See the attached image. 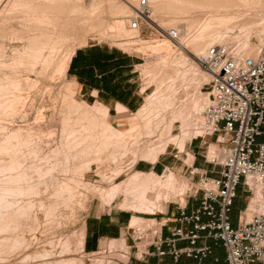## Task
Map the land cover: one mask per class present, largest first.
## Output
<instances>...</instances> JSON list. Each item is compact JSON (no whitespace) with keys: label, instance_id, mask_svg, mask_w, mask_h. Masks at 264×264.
<instances>
[{"label":"rangeland","instance_id":"obj_1","mask_svg":"<svg viewBox=\"0 0 264 264\" xmlns=\"http://www.w3.org/2000/svg\"><path fill=\"white\" fill-rule=\"evenodd\" d=\"M168 1L171 2V0ZM193 1L206 5L205 10H203V8H200V10L202 9L203 11L202 10L201 11L192 10V12L188 11L186 12V15H185V11H183L184 12L183 13L182 11L177 10L178 12L182 13L180 15L178 14L177 11H174L176 12L174 13L173 9H171L172 12H169L170 10H168L165 7L166 6L165 0L164 1L162 0L161 2L163 3L162 5L163 7H160L159 10L157 9L156 10L160 13H164L166 11L164 13V16H166L165 14L167 12L173 15L176 14L175 16L178 19L181 18V20L180 19L177 20L178 22L176 23H171L168 21L163 23H158L160 26L157 25L156 22L154 23L149 19L147 21H143L142 28L140 30L141 38H143V40L136 42L134 44L121 43L119 45L117 43H120L122 41L115 42L113 40L114 38L112 37L114 34L113 31H115L113 29L115 26L117 28L118 25L117 23H119L117 19V15H115L116 14L115 12H117L115 11L117 5L115 4L116 6L115 5L113 6L114 3L112 4V2H110L109 5L108 3L106 4L100 3V5L98 4L99 5L98 10H96L94 6H92V3H95L92 0H79L76 3L74 1H72V3L71 1H65L64 4L67 5H65V7H62V9L65 8L64 10H61V8L57 10L54 7L55 10H51V12L50 10L49 11L47 10V13L43 12L44 14L40 12L42 16L44 15V17L39 15V12L35 10H34L35 13L32 12V14L34 13V15L35 14L37 15L35 16L32 15L31 12H29V9L28 11L26 10V7L24 8V10L22 9L23 7L21 8L22 10L19 8H18L19 10L11 9V8L4 10L3 7L0 6V14H2L0 15V61H2L0 62L1 64L0 79H2L0 80V86H4L3 88H9V91H3V93L2 92L0 93V114H1L0 125H2L4 129L5 127L6 129L7 127L10 129L11 127L17 128L16 126H22L20 128H22L23 132L22 130L20 132L24 134V131H26L24 134L25 136L23 135V137L29 135L32 137L33 134L32 131L35 134V135L33 134L34 137L32 140H30L31 139L30 136L29 138H26L28 139V141L30 140V144L34 143L35 141V143L32 146L30 144H29L30 147H28V144L27 146L25 145L23 146L21 143L23 149L22 147H20L19 144L16 145V147L19 146L18 149L14 147V153H15V149L18 150L17 155L18 154L19 155L17 156V158L20 157L19 159L21 160L22 158L23 159L26 158L24 162L23 161L20 162L19 160L20 163H23L20 165L25 166L24 167L25 169L23 168V166H21V168L24 169L27 175L30 173V175L27 176V180L24 186L26 188L32 184V186L34 187L32 190L33 193L31 192L33 195L31 193L30 194L28 193L24 196H16L18 201H20L23 204L22 206L26 207V205L27 206L31 205L30 207L31 209L29 208L30 210L29 209L27 210V214L21 216V218L19 217L18 223L20 225L18 226V229L15 231H8V232L6 231V233L0 230L1 239L3 235L5 236L7 234V236L11 237V243L13 241L12 240L13 238L14 239L19 238L21 240L19 244H15V247H12L10 242H7L9 246L7 245V243L6 244L4 243V245L3 243H0V264H38V262L42 263V261L54 262L55 260L73 258V257H76L78 259L81 258L83 261L92 264H127V262L130 260L129 258H131V256L134 254L135 250H138L139 244L142 246L144 250L143 251L144 255H146V252L149 249L148 244L152 242L154 235L157 233L156 228H160L161 226L160 218L156 219V217H159L162 214L161 212L155 215H150L143 213H135L133 211L127 210L132 215L144 217L146 221V223H144V225L141 226L140 229L127 228L128 233L125 236L127 238V243L129 245V249H130L129 251H127V249H121L119 246H117L119 242H117V240L115 239L114 240L111 239L103 242L102 246L96 251H85V250L83 251L84 249L83 239H84L86 220L92 216L102 215L108 212H117L121 210H126L121 205L124 197V195L121 194L122 192L117 197L111 198L108 194L109 191L112 190L113 187L117 186L118 183L127 179L134 171L140 170L144 166V164L149 165L150 163L144 161L142 158L136 159L131 152H125V151L119 152L118 155L121 157L119 156H117L116 158L111 157V155H114L113 153L117 151L116 149L117 146H115L114 144H111L107 149L103 151H99L97 148L100 147V144L102 142L101 128H100L101 131L98 130L92 133L94 134L93 137H96L95 139L88 138L89 137L88 134L85 135L82 132L84 145L85 144L90 145L93 142L92 139L95 140V142H93V144L95 143L94 144L95 146L91 150L92 153L83 151L82 149H84L85 147H82L77 150L75 148L76 145L73 144L72 141L68 143L69 141L67 140L68 135L66 132L65 133L63 132V128H62L63 127L62 118H64L63 116H65L66 114L67 116L69 114L74 115V113L78 112L77 108H75L76 110L75 112H73L74 109H72V107L75 104L77 105L81 103L82 106L81 110L84 111L81 112H83L84 114L90 113L91 116H93L92 114H94V116L98 119L100 123L106 126L108 123H112L114 127L123 130L124 132H126L127 129H129V118L132 115L131 112H134L136 110H127L125 113H123L124 116L120 118L118 117L119 115L117 114V109H112L109 116L106 119H104V117H101L102 115L99 112H95L96 111L94 108L95 105H90L93 103L88 102L90 103L88 104L87 102H85L84 98L81 95H79V93L77 92L74 83L67 78L65 63H66L67 55H69V53L73 49H77L78 47L85 46L91 43H98V42L102 44L103 43L109 44L114 48H119L127 53L132 54L133 56H136L139 62L141 63L138 66V70H139L137 72L138 81L141 83L142 88H144V86H147V84H149L148 89L142 95L144 97L142 106L146 103L145 100L147 95H152L154 99L156 100L158 99V102L160 103L162 102L161 105L165 104L166 106L168 102L171 104L169 105L170 109H166L167 112H165V109L162 108L163 106L160 105V107L162 108L161 110L164 109L163 112H165L169 117L174 109H176L174 110L176 112L180 111L181 109V111L190 113L193 109L195 102L197 103L198 100L202 101L205 98L204 96H208L207 82L204 83L202 82L199 84L198 80H195L188 76H186L188 77L186 78L182 70L177 72V74H175V71L173 73L172 69L174 70L176 68H180L178 64H173V57H171L170 55H168L167 57H163L165 54L164 52L161 53L160 52L158 53V51L154 52L153 50L151 51L150 49H147L145 47L149 46L152 43L163 41L166 38L170 39L171 37L168 35V30L170 28H178L176 25L179 23L185 25L187 19L189 20L190 17H195V15H200V14H202V17L200 15L202 19L206 17L205 15L217 17V16H223V14L224 15L233 14V16L235 15L237 16V18L232 19L231 23L233 24L231 23H229V25L215 24L213 28H210V30L212 29V31L210 30L207 31L208 35L201 34V38H205L206 36H213L214 38H216L215 43L227 41V43H230L232 47H234L233 44H235V47L241 46L242 44H245L244 39H246V37L243 34H246L248 39L251 41L252 45L256 46L258 49L259 39L262 36L261 33V36L259 37L258 32L260 30L261 31L263 30L264 33V24H263L264 0H178L177 2L180 3L182 6H187L190 2ZM210 3H212V5ZM208 5H210L211 7ZM66 7H68V9ZM91 9L94 12L93 11L91 12L90 11ZM224 10L225 12H223ZM218 13H220V15ZM7 14L9 15L7 16ZM30 14L32 16H28ZM38 15L39 17H36ZM32 17L33 18L36 17L34 19L35 20L37 19V21L42 19L43 22L41 23L43 25L40 26L41 24L40 23L39 26L38 24L37 25L35 24V26H33L35 21ZM114 21H116L117 23H115ZM243 21L246 23H244ZM251 21L253 22L256 21V23H253ZM241 23L248 25L250 23L251 24L253 23L252 25L255 27H253L249 31V33H244L240 31L241 29H239L241 28L239 25H243ZM198 24L195 23L189 26L190 28L189 32L188 30L186 31L187 37L190 36V34L192 35L193 33H195V31H197V29L200 28L198 27L199 26ZM251 24L249 26H252ZM162 27H164L166 31L162 30ZM180 29L185 31L182 28ZM43 32H48V34L51 33L55 34V35L51 34L52 36H54L55 40L58 38L56 40L57 41L56 48L54 49L50 58L51 61L49 60L50 64L46 63L45 59L49 56V54H51V49L49 46L40 43L41 40H43L42 38ZM27 35H30L32 36V38H34L33 45H43L42 54L44 56L43 57L44 59L42 58L41 60L35 61L33 64L30 63L32 61V58L29 55H27V57L29 56L28 59L26 55H22L25 56L23 58L21 57V59L24 62L20 63V65L17 66L12 63L13 61L12 58L18 55L16 52L18 50L23 49L28 43ZM58 35L60 36L62 35L63 38L59 37ZM187 42L188 41H185L184 44L186 45ZM171 47L179 51V46L177 43L173 42V45ZM250 48L251 51L254 50V47L249 46L246 47L244 51L250 52ZM14 49L16 50V52H14L15 51ZM187 53L189 57L192 56L199 63L198 58H196L194 54L188 51ZM160 57L162 59V63L158 62L160 61ZM157 66H159V68L154 69L151 75H149V72L147 73L148 68H150L149 70H151V68ZM144 68L145 69L147 68L146 71H144ZM170 72L172 73V75L170 74ZM174 76L178 77V79ZM174 78L176 80L175 82H174ZM159 82H161L160 83L161 90L159 93L155 94L154 91L156 90ZM10 88H12L11 89L12 91L10 90ZM64 95L67 96V98L65 97V99H63ZM160 98L161 100H159ZM7 99H9V101ZM70 105L72 106L71 110L68 109ZM84 109L85 110L90 109L91 111L89 110L85 112ZM70 111H72L73 113H70ZM76 114L75 117H78L80 119L79 114L78 113ZM84 114H83L84 117L81 116L82 121L86 117V115ZM67 116H65V118ZM75 117L74 120L76 119ZM193 117L194 114L192 118ZM175 121L172 125V128L169 131H166L164 135L159 134L161 131L160 129L164 128L163 125L156 132L155 135L150 137L146 136L147 139L145 138V136L141 138V140L146 139L153 141L154 143L153 146L158 145L159 144L158 142L159 141L161 142V139H162V143L160 144H163V142L164 144L167 143V140L169 141V139L164 138L167 137V134L168 137L170 138L172 135L178 136L179 137L178 143H180L182 139L185 141L183 151L182 149H180V146L178 144H174L171 142L168 144L167 148H168V152L172 153V155L169 154L171 156L172 162L174 163L173 166L171 167L175 169L176 173L181 179H184L188 182V186L185 192L182 195H178L177 197L173 192H169L167 200L164 199L161 201V205L165 207L168 205L176 206V202H184V199L187 198L190 194H193L199 187L198 178L192 179L190 175L186 173V170L185 169L183 170L182 168V163L184 161L186 164L190 165L192 164L191 162L192 159H194V156L190 154L191 158L189 161L188 155H186V153L188 152L187 144L191 140V139H186L187 138L186 135H188L190 132H196L199 129L195 128V126L194 128H192L193 125L192 127H190L191 124L183 128L181 127L182 125L180 120L179 121L175 120ZM72 122L73 121H71V123ZM139 122H141V126L139 129L142 132L146 131L144 130L146 126L142 123V121H140V119ZM169 122L170 119H166V124ZM78 124L79 123L73 122L72 124H70V127L72 126L71 128L77 129ZM79 125H81V123ZM80 127L78 130L81 129ZM71 128L68 127L69 130H71ZM28 130L29 132H27ZM27 133L29 134L26 135ZM1 134H4L3 129L0 130V137H3L1 136ZM156 136L159 137L162 136V137L159 138ZM157 138H159L160 140ZM130 139L132 138H129V141ZM206 140L209 141L208 144H206V149L207 150L210 149L209 152H211L210 153L211 155L212 153L216 152V150H218L219 147L216 143L215 145L212 144L215 142V138L212 139L206 138ZM31 141L33 142L31 143ZM115 142L116 141L114 139L113 143ZM156 142L157 144H155ZM211 144L212 146H209ZM147 145L148 144H143L142 151L144 149L146 150V147H149V145L148 146ZM31 147L34 149L35 154L34 151L32 154ZM5 150H3V153L5 154L2 153L1 160L6 159L7 157V161H5L7 165L8 162L9 164L11 163L10 159L11 158L13 159L15 157H12L13 155L11 154L13 153V151L11 153V149H8V151L7 149ZM68 150H69V154H68ZM79 150L81 154L79 153ZM72 151L74 153L73 157H71L73 154ZM75 151H77L78 155L75 153ZM7 153L9 154L11 153L9 155V157L11 156L10 159ZM175 154L179 157H175L174 156ZM77 156L78 157L80 156V158L78 159ZM82 156H84V158ZM75 157L77 158V160ZM81 157L83 158V160ZM1 160L0 162L2 164L0 163L1 166L0 172L3 169L2 165L5 166V162H3L4 160L2 161ZM19 162L17 161V163ZM13 164L16 165V163ZM29 164H30V168H29ZM17 165H16L17 167L15 166V168H17L16 170L14 168L12 171V169L9 168L10 167L9 166L8 171L9 172L12 171V173L16 171L17 174V170H19L18 168H20L19 164ZM22 169L20 170L22 171ZM4 176L6 175L3 174V172H1L0 178L3 179ZM3 180H5V182L7 181L6 178ZM0 181H1L0 182L1 186H4L6 184V183L4 184V181L2 180ZM11 185L9 187H11ZM10 198L11 200H16V198L13 196H11ZM15 215H16L15 210L12 211L10 210L8 212L6 219L9 221L13 219ZM148 220H151V224L148 222ZM77 232H81L80 237L83 236L82 239H79V236L77 238V234H76ZM66 237L67 239H70V247H72L73 250L70 248V251L62 252ZM77 239L79 243H77L78 242ZM80 240H83V242L82 241L80 242ZM71 242L73 244H71ZM75 245L78 247L79 251L78 250L75 251V249H77ZM47 251L48 252L50 251L49 255L52 256L49 255L47 256L45 254L47 253Z\"/></svg>","mask_w":264,"mask_h":264},{"label":"bare ground","instance_id":"obj_2","mask_svg":"<svg viewBox=\"0 0 264 264\" xmlns=\"http://www.w3.org/2000/svg\"><path fill=\"white\" fill-rule=\"evenodd\" d=\"M65 1H74L75 3L79 0H0V6L3 7L4 10L6 9H22L24 10V8L26 7V10L28 11L29 9V12H34L35 11H38L39 12V15L44 14L43 12H46L47 13V10L51 12V10H55L54 7L59 10V8H61V10H64L65 8L62 9V7H65V5L67 4H64ZM93 2L95 3H92V6H94V8L96 10H98L99 8V5L100 3H109L112 2L113 6L116 4L117 5V8H115L117 12H115L117 15V19H118V22L117 23L116 21H114L115 23H117V28L116 26L112 27L114 34H113V40L115 42L117 41H122L120 43H117L118 45L123 43V44H134L136 42H139V41H142L143 38H141V32L140 30H131L129 28V22H130V17L131 15L135 12L136 10V7L138 5V2L139 0H92ZM162 0H149L152 8H153V12H152V15L150 16L149 20H151L152 22H156L157 25H159L158 23H163V22H171V23H176L178 22L177 20H181V18H177L175 15L169 13V12H172L171 9H173V12L174 11H177V10H180V11H185V15H186V12H192V10H200V8H203V10H205L206 8V5H203L201 3H198V2H190L187 6H182L180 3H178L177 1L178 0H171L168 1V0H165V3H166V8L168 10H170L169 14H165L166 16H164V13H160L158 12L157 10L160 9V7H163V3L161 2ZM164 1V0H163ZM70 3V2H69ZM99 4V5H98ZM103 4V5H105ZM212 5V3H210ZM107 5V7H108ZM115 5V6H116ZM70 6V5H69ZM73 6V5H72ZM210 6V5H208ZM104 7V6H103ZM211 7V6H210ZM213 7V6H212ZM19 8V9H18ZM53 8V9H51ZM68 9V7H66ZM93 8V7H91ZM101 8V6H100ZM199 8V9H198ZM2 9V8H1ZM2 9V10H3ZM21 9V10H22ZM114 9V8H113ZM157 9V10H156ZM166 9V10H167ZM211 9V8H210ZM217 9V8H216ZM31 10V11H30ZM33 10V11H32ZM95 10V11H96ZM101 10V9H100ZM167 10V11H168ZM191 10V11H190ZM202 10V9H201ZM200 10V11H201ZM202 10V11H203ZM214 10V8H213ZM218 10V9H217ZM10 11H13V10H10ZM91 12L93 11L92 9L90 10ZM114 11V10H113ZM216 11V10H215ZM222 11V10H221ZM6 12V11H5ZM18 12V11H17ZM25 12V11H24ZM37 12V13H38ZM41 12V13H40ZM94 12V11H93ZM99 12V11H98ZM178 12V11H177ZM217 12V11H216ZM215 12V13H216ZM219 12V11H218ZM225 12V10L223 11ZM230 12V11H229ZM4 13V12H3ZM35 13V12H34ZM34 13L32 15H34ZM45 13V14H46ZM49 13V12H48ZM97 13V12H96ZM176 13V12H174ZM184 13V12H183ZM200 13V12H199ZM198 13V14H199ZM214 13V12H213ZM25 14V13H24ZM28 15V16H32V15ZM94 14V13H93ZM92 14V15H93ZM98 14V13H97ZM178 14H182L180 12H178ZM188 14V13H187ZM197 14V12H196ZM220 15V13H218ZM2 15V14H0ZM9 14H7L8 16ZM37 15V14H35ZM34 15V16H35ZM36 16V17H39ZM47 15V14H46ZM84 15V14H83ZM91 15V13H90ZM195 15V14H194ZM201 17H202V14H200ZM200 15H195V17H190L189 20L187 19L186 22H185V25L184 24H177L176 26L178 27L177 29L179 30L180 32V37L178 39H173V38H170V39H164L163 41H158V42H155V43H152L150 44L149 46H146L145 48L147 49H150L151 51L153 50L154 52L155 51H158V53L160 52H164V56L163 57H167L168 55H170L171 57H173V64H178L180 68H176V69H172L173 73L175 71V74H177V72H179L180 70L183 71V74H185L184 76H188L190 78H193L195 80H198V83H204V82H209L210 80V74L205 71L201 66L200 64L191 56L189 57L188 52L194 54V56H196V58H198L203 52H205V50L207 49L208 46L212 45V44H215V41H216V38H214L213 36H206L205 38H201V34H206L208 35L207 31L210 30V28H213L215 26V24H218V25H229V23H231L232 19L234 18H237V16H233V14H229V15H224L223 16H207L205 15L206 17L205 18H201ZM217 15V14H216ZM238 15V14H237ZM240 15V14H239ZM4 16V15H3ZM27 16V15H26ZM25 16V17H26ZM42 16V15H41ZM49 16V15H48ZM34 17V18H36ZM44 17V15L42 16ZM40 17V18H42ZM46 17V16H45ZM95 17V16H94ZM116 17V16H115ZM160 17V18H159ZM2 18V17H1ZM27 18V17H26ZM29 18V17H28ZM33 18V17H32ZM33 18V19H34ZM45 19V18H44ZM116 19V20H117ZM183 19V17H182ZM86 20V19H85ZM84 20V21H85ZM129 20V22H128ZM35 23L33 24V26H35V24L39 26V24L42 21V19L38 20L37 19L35 20ZM72 21V20H71ZM75 21V20H74ZM83 21V22H84ZM87 21V20H86ZM150 21V22H151ZM198 21H199V24H198ZM81 22V21H80ZM244 22V21H243ZM253 22V21H251ZM69 23V22H68ZM87 23V22H86ZM89 23V22H88ZM95 23V22H94ZM198 24L200 27L199 29H197V31H195V33H193L192 35L190 34V36L187 37V30L189 32V26L191 24ZM246 23V22H244ZM253 23H256L253 22ZM252 23V24H253ZM73 24V23H72ZM151 24V23H150ZM233 24V23H231ZM243 24V23H241ZM251 24V23H250ZM249 24V25H250ZM251 24V25H252ZM264 24V23H263ZM43 25L42 23L40 24V26ZM68 25V24H67ZM115 25V24H114ZM236 25V24H235ZM248 24H243V25H239L241 28L240 31L241 32H244V33H249V31L255 27V26H249ZM95 26V25H94ZM160 26V25H159ZM196 26V25H195ZM85 27V26H84ZM83 27V28H84ZM93 27V26H92ZM30 28V27H29ZM42 28V27H41ZM78 28V27H77ZM158 28V27H157ZM180 28L184 29L185 31L181 30ZM48 29V28H47ZM45 29V30H47ZM92 29V28H91ZM90 29V30H91ZM193 29V28H192ZM42 30V29H41ZM162 30H165L164 27H162ZM43 31V30H42ZM51 31V30H50ZM166 31V30H165ZM212 31V29L210 30ZM16 32V31H15ZM63 32V31H62ZM61 32V33H62ZM86 32V31H85ZM84 32V33H85ZM82 33V32H81ZM167 33V32H166ZM258 36L260 37L261 36V33L263 34V30L259 31L258 32ZM13 34V32H12ZM41 34V33H40ZM52 34V33H51ZM48 34V32H43L42 33V38L43 40H41L40 43H43L44 45H47L50 47L51 49V54H49V56L45 59L46 60V63H49V60L51 58V55L54 51V49L56 48V45H57V39L55 40L54 36L52 35H55V34ZM63 34V33H62ZM64 35V34H63ZM82 35V34H81ZM85 35V34H84ZM246 39H244V42L245 44H242L241 46H236L235 47V44L234 47H232L234 49V52L236 54H239V55H255L257 52H258V49H259V46H258V49L256 46L252 45L251 41L248 39L247 35L246 34H243ZM28 37V43L26 41V46L21 49V50H18L16 52V50L14 52H16L18 55H14L15 57L12 58V63L19 66L20 63H23L24 61L21 59V57H25V56H22V55H29L31 58H32V61L30 63H33L35 61H38V60H41L44 56L42 54L43 52V45H33V40L34 38H32V36L30 35H27ZM59 37L63 38L62 35H58ZM65 37V36H64ZM187 37V38H186ZM236 37V36H235ZM241 37V36H240ZM262 37V36H261ZM260 37V38H261ZM79 38V37H78ZM173 41H172V40ZM43 41V42H42ZM45 41V42H44ZM59 41V40H58ZM185 41H188L187 44L185 45L184 42ZM63 42V41H62ZM173 42L177 43L178 46H179V51L172 48L171 46L173 45ZM240 42V41H239ZM65 43V42H64ZM218 43H227V41H224V42H218ZM35 44V43H34ZM37 44V43H36ZM39 44V43H38ZM172 44V45H171ZM227 44H230V43H227ZM237 44V43H236ZM145 45V44H144ZM59 46V45H58ZM134 46V45H133ZM254 47V50L251 51V48H250V52H247V51H244L246 49V47ZM142 47V46H141ZM45 48V47H44ZM74 48V47H73ZM18 49V48H17ZM141 49V48H140ZM147 49H144V50H147ZM11 50V49H10ZM46 50V49H45ZM139 50V49H138ZM76 51V49H73L69 55H67V59H66V63H65V69L67 71V67H68V64H69V61L70 59H72V55H74V52ZM6 52V51H5ZM48 53V52H47ZM9 54V53H8ZM163 54V53H162ZM161 54V55H162ZM29 56L27 57V59L29 58ZM169 56V57H170ZM30 58V59H31ZM26 59V60H27ZM29 59V60H30ZM44 59V58H43ZM51 61V60H50ZM2 62V61H0ZM44 62V61H43ZM160 63H162V59L160 57V61H158ZM26 63V62H25ZM171 63V61H170ZM32 64V65H33ZM36 64V63H35ZM14 65V66H15ZM1 66V64H0ZM23 66V65H22ZM62 67V66H61ZM14 68V67H13ZM17 68V67H16ZM63 68V67H62ZM159 68V66L157 67H154V68H151V70H149L150 68H146L147 69V73L149 72V75H151V73L153 72L154 69H157ZM146 69L144 68V71H146ZM62 70V69H61ZM163 70V69H162ZM170 74L172 75V73L170 72ZM181 74V73H180ZM5 75V74H4ZM14 75V74H12ZM170 75V76H171ZM178 76V75H177ZM180 76V75H179ZM201 76V77H200ZM176 77V76H174ZM186 77V78H188ZM178 79V77H176ZM2 80V79H0ZM171 80V79H170ZM173 80V79H172ZM9 81V79H8ZM175 78H174V82H175ZM11 82V81H10ZM18 82V81H17ZM173 82V81H171ZM161 82H159L156 90L154 91V93H159L160 90H161V85H160ZM148 85L147 86H144L143 88V92H145L147 89H148ZM17 86V85H16ZM19 86V85H18ZM4 86H0V93L3 91H9V88H3ZM15 88V87H14ZM12 88H10L11 90ZM12 91V90H11ZM5 93V92H4ZM3 97V96H2ZM65 97L67 98V96H63V99H65ZM205 98L200 102L198 100V102L194 104L193 106V109L190 113H187L185 111H174L176 109H174L171 114H170V117L165 113L167 112L166 109H170L169 105H171L169 102V104L167 103L166 106L165 104L164 105H161L162 102H158V99H154L152 95H147L146 97V103L141 107L139 108L138 111L136 112H131L132 115L131 117L129 118V129H127L126 132H124L123 130H120L116 127H114L112 125V123H108L107 126L100 123L98 121V119L94 116V114H92L93 116H91L90 113H86L84 114L83 110L82 109V106H81V103L80 104H75L73 107L70 105V107L68 108L69 110H71V107L72 109H74L73 112H75V108H77L79 116H80V119L78 117H75V114H69L68 112V116L67 114L65 116H67L65 118V116H63L64 118H62L63 122H62V128H63V132L67 133L68 137H67V140L68 143H70V141L73 142V144L76 145V149H80L82 147H85L84 149H82L83 151H87L88 153H92V149L94 148V144L93 142H95V139L96 137H93L94 134H92L93 132H96L98 130H100V128L102 129V142L100 144V147H98L97 149L99 151H103L105 149H107L111 144H114L115 146H117V151L115 153H113L114 155H111V157L113 158H116L117 156H119V152L121 151H125V152H131L134 157L136 159H140L142 158L144 161L148 162V163H156L159 156L166 151L167 149V146L168 144L171 142V143H174V144H178L180 146V149H184V140L180 143H178V136H171L168 137V134H167V137H164V138H167L169 139V141L167 140V143L164 144H160L162 143V139H161V142L157 141L159 144L156 145V146H153L154 143L153 141L151 140H146V136H153L156 134V132L163 126L164 128L160 129V135H164L166 131H169L171 128H172V125L174 123L175 120H180L181 121V127L185 128V126L190 125V127H193L195 126V128H198L199 130L196 131V132H190L187 136L186 139H192L193 137L197 136V135H200V134H203V128H202V109H203V106L208 98V96H204ZM4 100V99H3ZM9 101V99H7ZM161 100V98L159 99ZM170 100V99H169ZM172 100V99H171ZM12 102V101H11ZM10 103V102H9ZM73 103V102H72ZM75 103V102H74ZM88 105V104H87ZM163 106L162 108L165 109V112H163V110H161L162 108L160 107ZM10 106V105H9ZM89 106V105H88ZM185 106V105H184ZM79 107V108H78ZM94 107V106H93ZM160 107V108H159ZM169 107V108H168ZM192 107V106H191ZM10 108V107H8ZM92 108V107H90ZM95 112H99L102 116L101 117H104V119H106L108 116H109V111H108V108H106L105 106L103 105H100V104H96L95 105ZM4 109V108H3ZM7 109V107H6ZM88 109V108H87ZM85 110V112L89 111V110ZM179 109V108H178ZM191 109V108H190ZM14 110V109H13ZM19 111V110H18ZM72 111H70V113H73ZM83 111V112H81ZM91 111V110H90ZM127 111V109L123 108V107H119L118 109V117L122 118L124 115L123 113H125ZM81 112V113H80ZM170 113V112H169ZM192 113V114H191ZM86 115V117L83 119H81V116ZM90 114V116H89ZM194 114V117L192 118ZM1 115V114H0ZM72 115V116H71ZM88 115V116H87ZM77 116V114H76ZM168 116V118H167ZM73 117V119H72ZM74 117L76 118L74 120ZM192 118V119H191ZM139 119L140 121H142V123L146 126V128L144 130L146 131H141L139 128L141 126V122H139ZM166 119H170V122L166 124ZM71 121L75 122V123H81V125L78 124V128L74 129V128H71L70 127V124ZM176 122V121H175ZM3 123V122H2ZM142 124V125H143ZM5 126V125H4ZM81 126V127H80ZM17 128L15 127H11L10 129L7 127H4L2 125H0V128L3 129V132L4 134H1V136L3 137H0V140H1V146H0V151H1V154H0V160H1V155L3 153V150L7 149H11V153L13 151V153L11 155H13L12 157H15V158H11V156L9 157V153L8 154V157L9 159L11 160V163L9 164L8 162V166L6 165V162L7 161V157L6 159H2L4 160L3 162H5V166L2 165V171L3 174H5L6 176H4L6 178V182L4 177L3 179L0 178V180L4 181V186H1L0 185V230L2 232H5L6 231H15L18 229V226L20 225L18 223V220H19V217L21 218V216L27 214V210L31 207V205L27 206H22L23 204L18 201V199L16 198V196H24L26 194H30L33 190V187L32 184L29 186V187H26L24 186V184L26 183V180H27V176L30 175V173L27 175V173H25L24 171V165H20V164H23V163H20V162H24V160L26 158H22L19 159L17 158V149L19 146L16 147V145H20L21 146V143L22 145L24 146H27L28 144V147L29 144H30V140L33 139V134L34 132L32 131V137L31 139L28 141V139L26 138H29V136H26V137H23V135L25 134L26 131H24V134L21 133L20 131L22 130V126H16ZM71 128V130L68 129ZM79 127L81 128L80 130ZM0 129V130H1ZM68 129V130H67ZM26 130V129H25ZM101 131V130H100ZM23 132V130H22ZM29 132V130L27 131ZM82 132L87 135L88 134V138H93L92 139V144L90 145H84V140H83V134ZM109 132V133H108ZM100 133V132H98ZM169 133V132H168ZM171 133V132H170ZM29 133H27L26 135H28ZM110 134V135H108ZM35 135V134H34ZM66 135V136H67ZM84 135V136H85ZM25 136V135H24ZM145 136L146 139L144 140H141V138ZM63 137V136H62ZM148 137V138H149ZM156 137H159V136H156ZM162 136H160L159 138H161ZM2 138V139H1ZM100 138V137H99ZM129 138H132L130 139L129 141ZM157 138V139H159ZM35 139V138H34ZM115 139V143H113ZM155 139V138H153ZM160 140V139H159ZM34 141V140H33ZM31 141V143L33 142ZM165 141V140H163ZM24 142V144H23ZM157 142L155 144H157ZM35 143V141H34ZM30 144L31 146L34 144ZM143 144H148L149 147H146V150L142 151V146ZM113 145V146H114ZM147 145V146H148ZM98 146V145H97ZM96 146V147H97ZM114 146V147H115ZM14 147H16L17 149H15V153H14ZM63 147V146H62ZM71 147V146H70ZM13 148V150H12ZM23 149V147H22ZM22 149H19V150H22ZM32 149V154H33V151L34 149L31 147ZM63 149V148H62ZM60 150V149H59ZM72 150V149H71ZM30 151V150H29ZM74 151V149H73ZM72 151V153H73ZM82 151V153H83ZM5 153H6V150H5ZM3 153V154H5ZM26 153V151H25ZM24 153V154H25ZM75 153L77 154V151H75ZM79 153H80V150H79ZM211 153V152H210ZM209 153V154H210ZM34 154H35V151H34ZM56 154H57V151H56ZM54 154V155H56ZM65 154V153H64ZM68 154H69V150H68ZM71 154V153H70ZM81 154V153H80ZM74 153L72 154L71 157H73ZM78 155V154H77ZM89 155V154H88ZM7 156V155H6ZM25 156V155H24ZM85 156V154H84ZM84 156H82L84 158ZM23 157V156H22ZM67 157V155H66ZM70 157V155H69ZM68 157V158H69ZM78 157V156H77ZM81 157V158H82ZM108 157V156H107ZM121 157V156H119ZM5 158V157H4ZM28 158V157H27ZM76 158V157H75ZM80 158V156L78 157V159ZM82 158V160H83ZM86 158H87V155H86ZM57 159V158H56ZM120 159V158H119ZM135 159V160H136ZM1 160V161H2ZM20 160V162H19ZM29 160V159H28ZM74 160V159H73ZM77 160V158H76ZM9 161V160H8ZM17 161L19 163H17ZM60 161V160H59ZM70 161V160H69ZM193 161V159H192ZM28 162V161H27ZM1 163V162H0ZM13 163H16L19 164L20 168H18L19 170L22 169L21 166H23L24 169H22V171L20 172L19 170H17V174H16V171H13V169L15 168V164ZM62 163V162H61ZM2 164V163H1ZM14 166H13V165ZM28 165V164H27ZM26 165V166H27ZM61 165V164H60ZM7 166V167H6ZM10 166V167H9ZM13 166V167H12ZM18 166V165H17ZM16 166V167H17ZM1 167V166H0ZM8 167L12 169H10L11 172H9L8 170ZM27 168V167H26ZM29 168H30V164H29ZM17 168H15L16 170ZM28 170V169H27ZM0 172V173H1ZM31 172V171H30ZM15 173V174H14ZM67 173V172H66ZM35 181V179H34ZM1 182V181H0ZM28 182H29V179H28ZM57 182V181H56ZM3 183V182H2ZM32 183V182H31ZM12 184V185H11ZM30 184V183H29ZM27 184V185H29ZM11 185V187H9ZM26 185V186H27ZM188 186V182L184 179H181L178 174L176 173L175 169H173L172 167H167V169L161 173V174H158L156 172H152V173H148V172H145V171H142V170H136L134 171L127 179L121 181L120 183H118L117 186L113 187L112 190L109 191V196L111 198H115L117 197L121 192V194L124 195L123 197V200H122V203L121 205L124 207V209L126 210H130V211H133L135 213H143V214H150V215H155V214H158L159 212H166L167 210V206H162L161 205V201L168 198V194L169 192H173L176 197L178 195H182L186 188ZM40 187V186H39ZM253 187L255 189V197H254V202L257 203V201L261 200L262 197H263V193H264V185L262 183H255L253 184ZM189 188V187H188ZM47 190V189H46ZM103 190V189H102ZM41 191V190H40ZM55 191V190H54ZM60 191V190H59ZM58 191V192H59ZM62 192V191H61ZM33 193V192H32ZM31 193V194H32ZM101 193V192H100ZM36 194V193H35ZM38 194V193H37ZM65 194V193H64ZM70 194V193H69ZM33 195V194H32ZM56 195V194H55ZM58 195V194H57ZM101 195V194H100ZM11 196L15 197L16 200H11ZM61 196V194H60ZM33 197V196H32ZM65 197V196H64ZM23 198V197H22ZM26 198V197H25ZM35 198V197H34ZM70 200V198H69ZM30 201V200H29ZM29 203V202H28ZM120 205V206H121ZM55 207V206H54ZM31 209V208H30ZM29 209V210H30ZM11 210H15L16 212V215L15 217H13V219L11 220H7L6 217L8 215V212ZM50 210V209H49ZM52 212V211H51ZM22 220V219H21ZM148 222L151 224V220H148ZM144 223H146L144 217H141V216H137V215H133L132 217V220L130 222V224L128 225L129 228H135V229H140L141 226L144 225ZM157 229V232L160 231V228H156ZM127 231V230H126ZM137 231V230H136ZM15 234V233H14ZM77 238L79 236V239H82L81 236V232H77ZM13 235V234H12ZM139 235H140V232H139ZM1 236V235H0ZM19 237V236H17ZM138 237V236H137ZM13 238V237H12ZM12 243H11V237L10 236H7V234L3 237L2 239L0 238V243H4L6 244L7 242H10L12 247H15V244H19L21 242V240L19 238H13L12 239ZM84 240V239H83ZM83 240H80V242ZM78 241V239H77ZM117 242H119V244H117V246H119L121 249H127V251H129V245L127 243V238L125 235H123L122 237H120ZM79 243V241L77 242ZM71 244H73L71 242ZM2 245V246H3ZM8 245V243H7ZM14 245V246H13ZM78 245V244H77ZM144 245V244H143ZM6 246V245H5ZM9 246V245H8ZM17 246V245H16ZM76 246V245H75ZM83 246H84V243H83ZM11 247V246H10ZM114 247V246H113ZM70 248L72 249V247H70V239H67L66 237V240L64 242V246H63V250L62 252H67V251H70ZM77 249H75V251H79L78 247L76 246ZM73 250V249H72ZM143 248L142 246L139 244L138 246V256L139 258L143 256L144 252H143ZM50 252V251H49ZM48 251L47 253H45L47 256L50 254ZM53 254V253H52ZM42 256V255H41ZM44 256V254H43ZM49 256H52V255H49ZM125 258V257H124ZM47 259V258H46ZM127 259V258H126ZM92 262V261H91ZM96 262V261H95ZM126 263V262H125ZM38 264H92V263H89V262H86V261H83L81 258L78 259L76 257H73V258H66V259H60V260H55L54 262H51V261H42V263L38 262Z\"/></svg>","mask_w":264,"mask_h":264},{"label":"built area","instance_id":"obj_3","mask_svg":"<svg viewBox=\"0 0 264 264\" xmlns=\"http://www.w3.org/2000/svg\"><path fill=\"white\" fill-rule=\"evenodd\" d=\"M152 12L149 0H139L129 28L141 30ZM168 35L178 39L180 32L170 28ZM198 61L211 78L202 109L203 134L193 138L216 136L219 149L211 155L208 150L205 159L220 167V177L192 168L193 174H201L199 187L191 194L194 198L200 195V205L191 214L179 205L182 224L172 230L171 236H163L160 230L148 246H154L158 256L172 255L176 264L183 254L206 264L211 247L195 246L205 232L225 246L226 264H264V212L244 218L236 227L231 221L240 184L252 192L253 184L264 185V141H258L264 132V33L255 55H239L231 44L215 43ZM178 239L189 240L190 245L179 248Z\"/></svg>","mask_w":264,"mask_h":264},{"label":"crops","instance_id":"obj_4","mask_svg":"<svg viewBox=\"0 0 264 264\" xmlns=\"http://www.w3.org/2000/svg\"><path fill=\"white\" fill-rule=\"evenodd\" d=\"M71 58L66 76L74 83L77 92L85 102L93 103H88L90 105H103L108 108L109 114L112 109H117L118 114L119 107L138 111L142 106L144 90L137 78L138 66L141 63L136 56L109 44L98 42L78 47ZM206 138H215V142L212 143L215 145L216 136ZM206 138H192L187 144L188 160L190 161L191 155L194 156V159L190 165L184 161L182 168L192 179L200 180L201 177V174L192 173L194 167L211 177H220V167L213 166L205 159L208 150L210 151V149H206V144L209 142ZM258 141H264V132L258 137ZM169 154L172 155L167 148L156 163L144 164L140 170L148 173H163L167 167L174 164ZM174 156L179 157L176 154ZM199 197L200 195L198 198H194L190 194L184 199V202H176V206L168 205L166 212H161L162 214L156 217L161 220L160 230L163 236H171L172 230L182 224L179 205L185 206L186 213L191 214L200 205ZM254 197L255 191L252 192L245 184H240L231 212L233 226L236 227L244 218H249L256 212H264V193L262 199L257 203L254 202ZM132 217L133 215L129 211L121 210L88 218L85 222V230L83 228V251H96L103 242L111 239L118 240L117 238L127 235L128 231L126 230L129 229L128 225ZM185 226L192 227L191 224H185ZM201 234L202 236L197 240L195 246L211 247V253L205 259L206 264H226L227 251L222 242L206 236L205 232ZM189 245V240L178 239L176 241V246L179 248ZM154 250V246H150L146 255L143 254L140 258L138 250H135L127 264H176L172 255L158 256ZM179 264H199V262L196 258L183 254L179 259Z\"/></svg>","mask_w":264,"mask_h":264}]
</instances>
